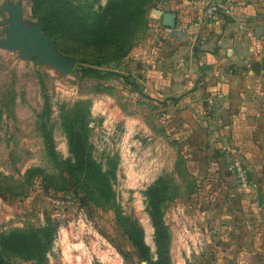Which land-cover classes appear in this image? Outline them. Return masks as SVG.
<instances>
[{
  "label": "rangeland",
  "instance_id": "374dc122",
  "mask_svg": "<svg viewBox=\"0 0 264 264\" xmlns=\"http://www.w3.org/2000/svg\"><path fill=\"white\" fill-rule=\"evenodd\" d=\"M40 1L0 5L18 3L24 22L41 25ZM165 1L146 8L124 55L97 59L70 39L53 40L58 54L76 59L68 73L0 48V264H230L221 237L238 228L206 231L194 214L221 209L234 226L240 210L257 204L246 194L264 193V119L258 107L247 116L221 89H208L224 81L227 65L223 57L200 65L196 53L221 46V32L206 31L198 43L189 21L186 36L154 27L148 13ZM44 2L56 21L70 7L107 4ZM8 17L0 12V22ZM92 58L101 74H114L83 76ZM233 159L247 170L249 190L228 171ZM155 197L168 238L159 251Z\"/></svg>",
  "mask_w": 264,
  "mask_h": 264
},
{
  "label": "crops",
  "instance_id": "0c3cea01",
  "mask_svg": "<svg viewBox=\"0 0 264 264\" xmlns=\"http://www.w3.org/2000/svg\"><path fill=\"white\" fill-rule=\"evenodd\" d=\"M211 1L215 3L219 0ZM220 1L216 5L217 10L208 14L205 0H166L159 7L149 11L148 19L154 27L160 29V32L164 34L170 32L179 37L186 36L182 25L185 21H189L191 27L187 31L190 33V38L198 40V43H202L198 35L201 34L203 37L206 31L221 32L219 38L224 41L221 46L218 43L214 51L196 53L200 65H211L221 57L227 65L226 71L222 69L224 81L212 82L208 85V89H221L223 100L241 103V110L245 111L247 116H249L247 111L252 106L258 107L261 113L257 110L255 116L256 119L262 120L264 119V0ZM220 7L223 9L218 10ZM167 12L176 14L174 26H166L163 23L164 14ZM202 93L204 95V90ZM218 117L219 114L214 113L211 122L214 119L219 120ZM209 127L215 135L222 132L221 125L215 127L211 124ZM211 145L217 147L218 143L212 142ZM246 195H249L246 196L248 199H255L257 204L244 207L238 212V225L231 226L227 220L230 219V214L221 209L208 207L197 211L194 215L206 231H211L212 228L214 232L220 229L230 231L231 228H238L225 236L222 234L221 240L223 239L224 242L221 245L226 248L223 254L225 262L264 264V193ZM249 204L248 202L247 205ZM218 243L215 244L217 249H219Z\"/></svg>",
  "mask_w": 264,
  "mask_h": 264
},
{
  "label": "trees",
  "instance_id": "16d2710c",
  "mask_svg": "<svg viewBox=\"0 0 264 264\" xmlns=\"http://www.w3.org/2000/svg\"><path fill=\"white\" fill-rule=\"evenodd\" d=\"M35 1V0H34ZM37 1V0H36ZM154 0H107L104 9L96 10L90 3L77 7L67 8V16L56 21L54 13L45 8L44 0L40 1V8L44 11L40 16L43 30L57 42L70 39L78 52L92 55L93 58H106L124 55L131 43L127 41L136 27L144 22L146 8L151 6ZM68 14L71 16L68 17ZM86 60L89 65L81 68L83 76L101 77L102 75L114 74L108 72L101 74L97 60ZM117 75V74H116ZM124 79H127L124 77ZM74 143L78 149L81 147L77 138ZM81 151V148L79 149ZM157 198L150 202L149 215L154 227L155 243L158 251L168 240L166 228L157 208ZM18 247V246H17Z\"/></svg>",
  "mask_w": 264,
  "mask_h": 264
},
{
  "label": "water",
  "instance_id": "95a60500",
  "mask_svg": "<svg viewBox=\"0 0 264 264\" xmlns=\"http://www.w3.org/2000/svg\"><path fill=\"white\" fill-rule=\"evenodd\" d=\"M7 11L9 17L0 24H5L2 32L5 38L0 39V48L8 50H20L22 58L36 57L37 62L49 63L64 73H68L76 59L58 54L53 46V39L42 31L41 25H29L22 20L19 4L3 2L0 12ZM176 14L167 12L164 14V24L174 26Z\"/></svg>",
  "mask_w": 264,
  "mask_h": 264
},
{
  "label": "built area",
  "instance_id": "2783aa9c",
  "mask_svg": "<svg viewBox=\"0 0 264 264\" xmlns=\"http://www.w3.org/2000/svg\"><path fill=\"white\" fill-rule=\"evenodd\" d=\"M217 10V6L210 1L208 5L207 11L209 13H214ZM227 169L231 172L239 184V187L243 190H249L251 185L249 183V179L247 176V170L243 167L241 162L238 159H233L232 161L228 162Z\"/></svg>",
  "mask_w": 264,
  "mask_h": 264
}]
</instances>
